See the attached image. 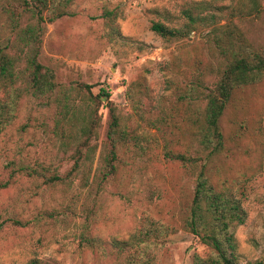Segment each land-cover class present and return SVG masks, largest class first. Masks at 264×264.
Returning a JSON list of instances; mask_svg holds the SVG:
<instances>
[{
  "label": "rangeland",
  "instance_id": "rangeland-1",
  "mask_svg": "<svg viewBox=\"0 0 264 264\" xmlns=\"http://www.w3.org/2000/svg\"><path fill=\"white\" fill-rule=\"evenodd\" d=\"M227 2L72 0L68 15L46 25L39 61L52 69L59 88L82 83L92 95L106 90L126 136L117 147L116 172L97 193L87 192L76 178L37 186L19 168L40 163L62 173L72 164V144L53 130L56 102L21 97L14 118L0 131V264H121L144 230L151 237V264H191L209 253L181 223L192 178L163 151L179 152L188 142L187 117L198 113L203 101L187 92L209 86L220 61L206 39L207 27L165 41L149 24L179 27L183 11L208 14ZM104 10L113 12L117 33H110ZM233 22L264 56V0L257 16ZM8 35L0 14V41ZM98 114L91 172L106 107L99 106ZM219 126L223 147L208 172L214 181L224 180L245 212L233 232L236 263L245 264L264 254V79L232 93ZM85 206L93 211L86 214ZM83 231L92 246L80 239Z\"/></svg>",
  "mask_w": 264,
  "mask_h": 264
},
{
  "label": "trees",
  "instance_id": "trees-1",
  "mask_svg": "<svg viewBox=\"0 0 264 264\" xmlns=\"http://www.w3.org/2000/svg\"><path fill=\"white\" fill-rule=\"evenodd\" d=\"M226 5L217 6L208 14L183 11L185 20L179 27L151 21L149 29L165 41H175L190 32L207 27L206 39L212 45L220 64L214 70V80L204 90L190 87L187 92L197 93L203 106L191 118L188 142L179 152L164 149L166 158L179 165L192 178V189L188 204L181 216L182 227L193 234L198 241L209 248L205 257L195 256L191 264H237L233 232L242 224L245 212L233 196L224 180L214 181L208 172V164L223 147V136L219 119L232 93L243 86L255 84L264 79V56L260 49L248 43L234 19L257 16L260 0H227ZM72 0H4L0 2V14L6 20L9 35L0 41V131L11 122L21 97L53 100L57 109L54 113L53 130L72 144L68 154L72 164L58 173L40 163L19 168L37 184L50 188L56 184H68L78 179L80 187L95 193L116 172L117 147L124 141L126 129L121 125L109 93L99 88L94 95L90 86L78 83L69 89H62L54 80L51 68L39 61L42 36L46 25L65 15ZM106 25L110 33H117L112 24L113 12L104 10ZM222 20V23L218 21ZM65 92L69 97H65ZM185 94L187 98L190 95ZM67 99V100H66ZM69 99V101H68ZM79 105L74 107V102ZM99 106L106 107L107 116L95 166L91 172V158L96 150L95 139L100 123ZM76 126V129L73 128ZM73 138V141L69 138ZM93 140V142H90ZM70 144V145H71ZM94 193V195H96ZM85 206L83 212H92ZM52 216V213L45 212ZM64 215V212L62 213ZM64 218V216H63ZM16 222V221H13ZM18 223V222H16ZM144 230L136 236L121 264H151L149 255L150 235ZM152 231V230H151ZM146 238V239H145ZM80 239L86 245L94 240L84 231ZM123 248H118L121 251ZM245 264H264L261 258Z\"/></svg>",
  "mask_w": 264,
  "mask_h": 264
}]
</instances>
